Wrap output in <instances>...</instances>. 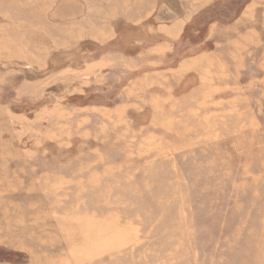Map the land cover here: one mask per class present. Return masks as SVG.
I'll return each instance as SVG.
<instances>
[{
	"label": "rangeland",
	"instance_id": "obj_1",
	"mask_svg": "<svg viewBox=\"0 0 264 264\" xmlns=\"http://www.w3.org/2000/svg\"><path fill=\"white\" fill-rule=\"evenodd\" d=\"M0 264H264V0H0Z\"/></svg>",
	"mask_w": 264,
	"mask_h": 264
}]
</instances>
